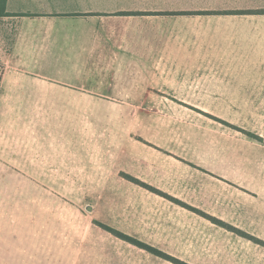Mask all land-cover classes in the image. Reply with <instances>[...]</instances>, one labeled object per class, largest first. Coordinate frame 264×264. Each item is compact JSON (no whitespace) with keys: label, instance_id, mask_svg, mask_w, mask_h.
I'll use <instances>...</instances> for the list:
<instances>
[{"label":"crops","instance_id":"0c3cea01","mask_svg":"<svg viewBox=\"0 0 264 264\" xmlns=\"http://www.w3.org/2000/svg\"><path fill=\"white\" fill-rule=\"evenodd\" d=\"M164 31L169 58L150 55L162 49L156 41ZM0 66V89L33 81L51 89H147L167 74L173 89L194 75L248 86L218 91V107H201L213 117L175 118L169 193L198 226L186 228L192 259L183 262L264 264V130L252 132L257 140L222 123L237 125L226 118V102L250 109L251 123L264 126V0H5ZM102 236L107 231H90L74 261L163 264L139 246L96 240Z\"/></svg>","mask_w":264,"mask_h":264},{"label":"rangeland","instance_id":"374dc122","mask_svg":"<svg viewBox=\"0 0 264 264\" xmlns=\"http://www.w3.org/2000/svg\"><path fill=\"white\" fill-rule=\"evenodd\" d=\"M164 32L150 55L169 58ZM32 83L0 89V264H77L95 230L107 231L96 240L108 245L132 239L157 250L143 248L155 263L192 259L186 228L198 226L169 193L171 127L176 117H211L201 107H218V91L250 88L194 75L173 89L168 74L147 89ZM222 104L233 132L264 130L250 109Z\"/></svg>","mask_w":264,"mask_h":264},{"label":"trees","instance_id":"16d2710c","mask_svg":"<svg viewBox=\"0 0 264 264\" xmlns=\"http://www.w3.org/2000/svg\"><path fill=\"white\" fill-rule=\"evenodd\" d=\"M4 1L5 0H0V2H1V4H2V7L4 6ZM222 122H224V121H222ZM243 133H245L246 135H248L249 137H252V138H255V139H257V140H262V138L260 137V136H258L257 134H255V133H252V132H249V131H245V130H241ZM131 181H133V182H136V183H138V184H142L143 186H147L148 188H150L151 190H156V189H153L152 187H149L148 185H146V184H144V183H141L139 180H137V179H134L133 177H128ZM159 194H161V195H164L163 193H161V192H159V191H157ZM165 197H166V195H164ZM170 198V197H169ZM187 206V205H186ZM210 218V217H209ZM212 221H214L215 223H221V222H219V220H217V219H215V218H210ZM229 228L230 229H232V230H234V231H236V232H239L238 230H236L235 228H232V227H230L229 226ZM108 230H111L112 232H114V230L113 229H108ZM239 233H241V232H239ZM114 234L115 235H117V236H119V237H121V238H125L123 235H118V233L117 232H114ZM127 238V237H126ZM252 240H255V241H257L255 238H253V237H250ZM131 241H132V243L133 244H135L136 246H139V247H141V248H145L146 250H148L149 252H151V253H153V254H156V255H159L160 253L157 251V250H155V249H152V248H150V247H148V246H146V245H144V244H142V243H139V242H137V241H134V240H132L131 239ZM162 255V254H161ZM165 257H166V255H164ZM166 258H169L171 261H174V262H178V261H176L175 259H173V258H171V257H166ZM179 264H187V263H184V262H179Z\"/></svg>","mask_w":264,"mask_h":264},{"label":"built area","instance_id":"2783aa9c","mask_svg":"<svg viewBox=\"0 0 264 264\" xmlns=\"http://www.w3.org/2000/svg\"><path fill=\"white\" fill-rule=\"evenodd\" d=\"M3 49V48H2ZM4 50V49H3ZM1 73H2V67L0 66V77H1Z\"/></svg>","mask_w":264,"mask_h":264}]
</instances>
